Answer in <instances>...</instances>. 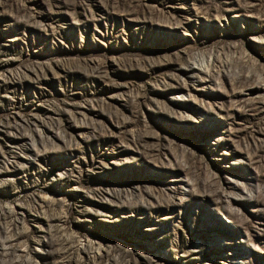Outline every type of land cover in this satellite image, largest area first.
Segmentation results:
<instances>
[{
    "label": "rangeland",
    "instance_id": "obj_1",
    "mask_svg": "<svg viewBox=\"0 0 264 264\" xmlns=\"http://www.w3.org/2000/svg\"><path fill=\"white\" fill-rule=\"evenodd\" d=\"M0 264H264V0H0Z\"/></svg>",
    "mask_w": 264,
    "mask_h": 264
}]
</instances>
